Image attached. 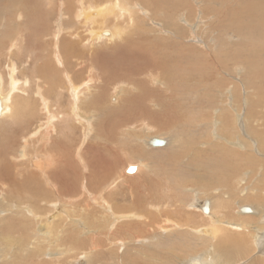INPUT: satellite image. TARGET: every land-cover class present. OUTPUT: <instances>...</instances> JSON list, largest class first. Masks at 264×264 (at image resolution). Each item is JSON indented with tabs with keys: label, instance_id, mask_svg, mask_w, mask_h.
Wrapping results in <instances>:
<instances>
[{
	"label": "rangeland",
	"instance_id": "1",
	"mask_svg": "<svg viewBox=\"0 0 264 264\" xmlns=\"http://www.w3.org/2000/svg\"><path fill=\"white\" fill-rule=\"evenodd\" d=\"M19 1L20 0H18V3ZM77 1L78 0H47V6L49 7H47L45 11L43 10L44 0H31L30 5L37 6V8H32L31 10H29L30 30H28L29 32H24L25 38L23 41L24 43L27 40V45L23 44L22 50L24 51L25 49V51L21 56L22 59L20 58L14 60L13 58V60L15 63L17 62L16 64L20 68V71L23 73V76L22 74H19V78L21 79L24 78V76L25 78L30 79H34L35 76H46L45 81H48V83L50 84H43V88H45V90L53 88V91L50 93V95L48 94L47 96L48 98L50 97L49 101H51V106L53 107H56L55 103H57V100H59V104L65 107V109H67L68 104L71 102L72 99V90L69 88L70 86L68 85L69 81L72 82V84L74 82V86H76L86 81L89 75L94 76L95 79L101 78L102 83L100 80L98 81L99 83H101V86H103V89L105 91L103 93H100V99L96 98L97 92L95 91L98 90L96 88L92 89L91 92L85 93V96L82 99L101 100L99 104L100 107H98L97 110L94 109L93 113H86L83 110V112L81 111V113H83L84 115L87 114L86 116H90L93 126L95 127V132L92 134L93 136L90 135L88 136V138L86 136L88 135L86 132L87 130L85 131L83 127L74 129L73 132L71 134H68L67 136H63L60 133H57L56 135L51 136L52 139H49L53 141L52 145L50 143L45 144L46 141L44 142L43 138L40 137V140L37 141L36 139L35 141H32L30 143V146H32H29L27 148L29 160H19L21 159V155L19 154H21L23 138L26 137L32 131V129L35 130L37 126L42 123V121H45L46 116L44 117V115L41 114V102L39 103L36 100L38 99V95L36 93L37 86H35L36 82L32 83V89L28 91L29 96L31 95L30 97L35 96L31 98L33 102L31 100H15L17 105V111L14 115L15 122L9 121L10 124L7 123L5 129H0V204H4V206H6L9 203L15 206H17L16 204L23 206V212L26 213H24L25 215L28 214L26 216L28 220H26V224H23L22 226L18 225L19 228L17 224L12 221L5 222L4 224L0 225V252H5L6 255L4 258L6 260L3 261V259L2 261H0V264H167V259H163L162 255L169 251H173V259H171L173 264H187L191 260L194 261L197 258L201 259L203 256H208V253L213 251V249L211 248L212 244H216H214L212 240L209 241V243H211L209 244L208 238H206L207 241L204 240L205 237H208L206 234H204L205 237H200L199 233L195 235L194 232L192 233V231L186 229L173 231V229H171L173 227L169 225L167 227L170 228V230H172L173 232L171 231L169 233H165L162 232L155 225L160 223L159 220L163 221L167 217L171 218L172 221H177V223L179 222L180 225L189 223V226L198 227L200 225H203L206 221L208 222V224L210 223L209 225H211L212 219L204 217L205 214L203 211V207L208 205L210 209V198H219L220 200H224L221 192L222 188H224L223 190H225V192H227L228 194L230 193V200L227 201L228 203L227 205L225 204L226 206L224 207V209H221L222 211H220L222 213H226V215L224 214V216L226 217V221L231 219L235 223H249V214L243 213L241 209L244 207H253V205L260 201H262V203L264 202V53L262 52V54H259V51L256 46L257 32H259V28L261 30H264V22L259 23V16L261 15H259V11L261 9V5L259 3L263 0H211L212 2L214 1L218 3H215V5L213 3H209V0H130L133 4H135V6H137V9L139 6L142 8L141 9L139 7L138 10L143 11L142 13L144 15L148 16V13L146 12V10H144L145 6L154 8V11L158 16L157 19H153L156 24L151 21L153 22L152 26L154 27L151 28L150 23H148L147 25L143 24L137 29H133L130 33H125L122 39H116L115 41L108 43H95V46L93 45L94 47L87 46V49H84L86 48V46L84 47L83 45H87L88 42L86 38V44L79 43L78 46H76L78 47V49H76L75 54L67 55L65 53L66 61L69 66L67 68L70 69H67L68 72L66 71L65 75V70H63V68L59 67L56 69V66L54 65L51 59V55L54 49L57 51V48H60L61 39L63 40L64 38L67 41L69 39L73 42L78 41V39H74L75 35L73 37L69 36L71 35L69 34L70 32L77 31L81 33V37L83 39L87 37L88 33L85 31L86 28L77 23L78 21L74 18L73 19L76 22L73 24H75V26L78 27L79 30L73 28V31H71L69 25H72L73 20L70 21L72 17L68 18L69 20L67 19L70 22L66 24L64 28L65 30H63V34L61 33L60 35L56 36V30L58 31L60 24L63 23V21H61V18L64 16H62L63 11H65L67 14L69 13V11H74L76 3H78ZM85 1L91 2V0ZM107 1L110 0H92L91 3L96 2L97 4H101ZM27 2H29V0ZM23 3L26 4V2L24 1ZM3 5L5 4L0 0V10L3 9ZM197 5L200 6L197 7ZM65 8H67L69 11H66ZM59 9L62 10L59 11ZM168 10L169 12H167ZM162 13H165L166 15L164 16V14ZM71 14L72 12L69 13V15ZM211 15L213 19L211 18ZM147 16H145L146 20L150 19V17ZM165 19L170 20L172 25L169 27H162L163 20ZM204 19L208 20L205 21ZM188 20L189 23H187ZM200 20H204L202 24L199 23ZM52 22L55 25H53ZM56 22H58L59 24ZM175 25H177V27H175ZM192 25L194 27H192ZM235 28H238L240 31L236 32ZM243 29L247 32V35H244L242 33L241 30ZM189 33H191L192 36ZM30 37L31 40H28L30 39ZM50 37L52 39H50ZM58 37L60 39H58ZM190 37L193 38L191 39ZM33 38L36 41L33 40ZM214 39L216 41H212ZM2 41H0V71L6 74V66L9 60L6 57L5 52L6 47L9 45L7 44L9 43V41ZM39 41H41V43ZM262 42L264 43V40H262ZM44 43L46 44L45 48ZM40 44L41 46L43 44V46L41 47ZM37 46L39 48H37ZM223 49L226 50L224 51ZM238 50L243 53V56L235 57ZM228 52L233 56L231 59L227 58L226 56ZM57 53L58 55H61L59 51H57ZM29 56H31V58ZM45 57L47 59V62ZM70 60H72L73 62H70ZM41 62L44 63V65ZM45 62L47 63V65ZM35 64L38 67L40 66L44 69L45 67L47 68L44 70L39 67L40 69L36 71L33 69V67L36 66ZM122 65L124 66L122 67ZM237 67L238 69H235ZM33 70L36 72H34ZM74 70L76 71V73L74 72ZM157 72H160L159 79H161L162 82H151L149 76L151 74L157 75ZM71 76L74 79L72 78L71 80ZM161 84H163L164 87ZM114 87H119L118 89H121L122 95L119 91L115 92L116 89H114ZM123 89L125 91H123ZM237 89L240 92L237 91L236 93ZM210 90L212 94L211 92H207ZM126 93H128V95L130 96L127 99L131 100V103H129L130 105L126 103L125 104L126 106L129 105L131 110L128 112L121 111L119 115H116L115 111H117L118 107L122 106L124 101L121 102V100H123V95H125ZM233 95H236V97ZM226 100H230L229 103ZM26 102H29L28 104L31 108H25L28 105L26 104ZM152 103H155V105H153ZM143 105L146 108L145 110L148 112V116H143V114H140V110L142 109ZM258 106H260V108ZM94 107L96 108V106ZM237 107L240 109H237ZM228 108H230V110H228ZM135 111H139L138 114H140V116L138 115L136 117L131 118V113ZM31 112H34L35 114ZM238 112L239 114L237 115ZM191 113L193 115L196 113V115H194L195 118H193V116L190 117V115H192ZM30 115L35 117V119L32 118ZM127 115H129V117L125 121H123L122 124L125 123L124 125H126L127 123H131L132 126L134 125L132 128H135V130L130 131L131 135H129L128 137L124 136V139L119 134L118 130L112 129L114 126H120V118L122 117L123 119H125V116ZM205 115H209L207 117H210L211 120L208 118L207 120L209 121H207L206 119L202 120V117L206 118ZM229 115H231V117ZM223 117H229L231 125L233 126L234 124L235 128L232 131L234 133L232 141L228 140L222 142L216 139L221 138L222 135L219 133L216 134V129L219 125H216L215 119L219 120L223 119ZM199 118H202L201 120L203 122H201V120L198 121ZM31 119H33L34 121ZM195 120L196 123H194ZM204 121H206V123H204ZM142 122L143 125L146 123L151 124L153 127L156 128V132H143L140 129L142 128ZM187 122H191L190 126L187 125ZM195 124L197 126L199 125L200 128L199 126L197 127ZM193 125H195L196 127H193ZM207 125L209 126L207 127ZM182 126L188 127L181 128ZM137 127H140V130ZM207 128L210 130V132ZM58 129H60L61 131L63 130L62 126H59ZM173 130V133L175 134L171 136V140L174 135H177V131L180 130V142L183 144L182 147H188V145H185L186 142V144L190 145L188 150L191 151L196 149L195 152L198 153L197 155L199 157H202V159L193 160L192 162L191 158L189 157V159L185 161L182 159V163L180 162L178 166H173L170 161L171 157L173 156V152L171 151L168 145L170 143V132ZM114 131L117 133L115 134ZM186 131H188V133ZM159 133L163 134V136L161 137H165V141L166 143H168L163 148H147V141H145L144 143L141 142L149 139V137L152 138V135ZM203 137L207 140V142H205L206 140ZM212 137L214 138V140L212 139ZM226 137L228 136L226 135ZM86 139L88 141H86ZM191 140H193L194 142H192ZM190 143H192L193 146ZM208 146L210 149L208 148ZM215 146H217L218 148H215ZM44 148L47 149L45 150ZM79 148H82L80 150V155L84 157V164L87 168V170L84 171L82 168L79 167V162L75 160V156ZM4 151H6V153H4ZM40 151L42 153L47 152L51 154L53 152V155L56 160V165L52 168V170L54 169L52 175L53 173L59 174V176H54V182H57L58 190L53 191L52 188L47 187L45 194L41 196L42 198H34L29 194V188L21 184L24 179V176L22 174H17L16 171L21 170L23 165L24 168H28L27 170H24L27 172L26 175L31 172H34L30 164L31 162L29 163V161H31L30 159H35L37 157V154L40 153ZM17 152L20 153L18 154ZM205 153L206 156L204 157L203 155H205ZM12 155L13 158H10V156ZM17 156L18 158H16ZM67 158L68 160L70 159V161H68ZM141 158L145 159V161L143 162L145 165L148 166V168H143L144 172L142 174H139L137 168L141 164H133L134 167L137 166V170L134 172L135 174H128L127 170L133 166L128 165L130 162H132L131 160H139ZM4 164H6L7 166H12L10 171L5 169V167L3 166ZM26 165H28L29 167H27ZM30 168L32 169V171ZM60 168L62 170H57ZM36 172L42 178L41 173H39L37 170ZM61 172H64L62 173V176ZM108 172H110V174ZM85 173L91 174V177L94 178V181H96L97 179H101V181L103 180V182L105 183H107V181L109 182V180L110 182L115 181V184H117L115 187L116 195H112V198H110L111 201L115 203V206H118L120 204L118 207L123 209L124 207H126L124 205H127V209L131 206L129 208L131 210L135 209L139 213H143L145 215L149 214L148 216L150 219V223L148 224V226H135V231L130 234H127L126 230H121L116 235V239H123V241L126 242L124 246L121 244L116 246L112 243V241H116H114L113 234L112 237L110 236L111 232L108 234V229H105L107 228V225L105 222H103V220H99L97 224L94 218H92V216H89L88 213H91L93 211L91 209L93 208L91 207V203L90 208L87 209L88 205L84 203V199L82 201L74 203L73 205L71 203L74 200H72L71 202L69 201L70 198L79 196V185L82 176L83 174L85 176ZM3 174H5L6 176ZM122 175H124L125 178L122 179ZM9 176L11 178H9ZM240 177L241 180L243 179L242 181L240 180ZM15 178H17L18 180ZM235 180H240L241 183L238 182L240 186L238 183H235ZM246 180L248 182H246ZM68 181L75 183L74 188L68 187ZM3 183L7 184L8 186L6 190L3 188ZM245 184L247 185L244 188L243 186H245ZM252 186L254 188H252ZM187 189L194 190L187 191ZM216 190H220V193L217 192L218 194H215L214 192ZM252 191L258 192L257 194H254V192ZM2 192L3 194H6V198L3 197V195L1 194ZM191 193L193 194V196L191 195ZM201 193L204 194V196H200L202 195ZM246 196L251 197V201L245 200L246 198L244 197ZM4 198L7 200H5ZM196 198H198L199 200L193 203L192 201ZM253 198H255V200ZM56 199H60L64 202L67 201L68 203L70 202L71 206L69 204L66 205L68 209L71 208L70 210H73L76 207L75 212L77 214L80 212L79 214L81 216L79 214L75 215V212L72 211H70L69 214L72 215V217L73 215L79 216L84 221H86L88 230L85 229L83 231L82 228L79 229L83 232L89 233L82 234V238L84 239V245L75 246L74 244H71L73 247H76L74 249H77L79 257L76 256V259L74 257L73 259H71L70 256H66V258L63 259V262L59 261L58 256L56 255L58 249L56 247L55 242L50 241L52 237L49 236L44 227L42 228L41 226H36L38 225V222H40L41 224V221H37L36 218L33 219L30 215L31 210H36L37 208V210L40 211L41 214L51 213V209L48 208L46 210V205H44L43 203ZM201 202L202 212L200 210H193V208L191 209L189 207L190 203L198 207ZM78 203H80L81 205H78ZM238 204L240 206H243L239 207ZM260 208H262V210L260 209L261 211H264V203L263 206H261ZM59 211H64L63 207H61ZM243 214L246 215L244 216ZM252 216L254 217L250 223H252L253 226L256 225L255 227H257V224H259L258 222L260 220L254 214ZM22 219L24 218L22 217ZM46 219H51V216L47 217ZM152 219H158V223H156L157 221L154 222ZM215 220L216 218L214 217L213 221ZM245 220H247V222H242ZM42 225L44 226V224ZM60 226H57V230L60 228ZM91 229L94 231L96 230L95 232L99 234L97 235L98 237L96 236V233ZM254 229L255 228L253 227L250 232L248 230H244L245 232H237L238 234H244L242 237H245L246 239L248 238L247 241L249 244V251L254 248H257L256 244L253 245L251 239L253 238L252 232ZM97 230L100 231L98 232ZM101 233L104 234V236H102ZM237 233L232 232L230 233V236L232 237L233 234L236 235ZM184 235L187 236L185 239ZM109 237H111V239L107 240V238ZM143 238L146 241L138 242L139 240H143ZM32 239H35V248H33L30 244ZM179 239L184 242V245L183 242H180ZM168 240L173 241H171V244H169V242H167ZM224 241L226 242L227 240L222 239L221 241H219L222 244L219 245L225 246L224 244L226 243ZM187 242L189 245L187 244ZM226 245L229 244L227 243ZM263 246L264 242L262 247ZM31 248H33L34 251ZM181 250L184 251L180 252ZM255 250L256 251L254 253L251 252V257L263 254L262 249ZM259 251H261V254ZM85 254L87 255V257ZM13 256L15 257L13 258ZM27 256H29V258H26ZM88 260L89 263L86 262ZM241 260L236 262V264H239ZM249 260L250 259L246 260V263ZM208 261H210L209 258ZM241 262H243V260Z\"/></svg>",
	"mask_w": 264,
	"mask_h": 264
},
{
	"label": "bare ground",
	"instance_id": "2",
	"mask_svg": "<svg viewBox=\"0 0 264 264\" xmlns=\"http://www.w3.org/2000/svg\"><path fill=\"white\" fill-rule=\"evenodd\" d=\"M23 1L24 2H26V4H24L23 3ZM28 0H20L19 1V3H18V0H1V2H3L5 5H3V9L2 10H0V41H2V40H4L5 42L6 41H9V43H7V44H9L7 47H6V57H7V59L9 60V62H8V64H7V66H6V74L5 73H2L1 71H0V103H1V106H2V113H1V115H0V129L2 128V129H5V126H6V124L7 123H9L10 124V122H13L14 121V115H15V113H16V111H17V105H16V101L15 100H17V99H21V100H31V98L32 97H35V96H32V97H30L29 96V94H28V91L30 90V89H32L31 88V86H32V83L33 82H36V85L35 86H37V89H36V93H37V95H38V99H36L40 104H41V114L42 115H44V117L46 118L45 119V121H42V123H40V125L39 126H37V128L35 129V130H33L32 129V131L26 136V137H24L23 138V136H22V138H23V141H22V150H21V154H19L18 152V154L19 155H21V159H19V160H22V161H27V160H29L28 159V154H27V148L30 146V143L32 142V141H35L36 139H37V141L38 140H40L39 138L40 137H42L43 138V141L45 142V144H48V143H50L51 145L53 144V141L52 140H49V139H52V137L51 136H53V135H56L57 133H60L61 135H63V136H67L68 134H71L72 132H73V130L74 129H76V128H82L83 127V129L87 132V134L88 135H86L87 136V138H88V136H90V135H92L94 132H95V127L93 126V123H92V120H91V118H90V116H86V115H84L83 113H81V111L83 110V111H85L86 113H89V112H92L93 113V110L94 109H96L97 110V108L98 107H100L99 106V104H100V101L101 100H97V99H100V93H103L105 90L103 89V86H101V83H102V80H101V78H98V79H95L94 78V76H91V75H89L88 76V79L86 80V81H84L83 83H81L80 85L78 84V85H76V86H74V82H73V84H72V82H70L69 81V88L72 90L71 91V97H72V99H71V102L68 104V107H67V109H65V107H63V106H61L60 104H59V100H57V103H55L56 104V107H53V106H51V101H49V98L47 97L48 96V94L50 95V93L53 91V88H49V89H46L45 90V88H43V84H50V83H48V81H45L46 80V76L45 75H41V76H38V77H36L35 76V78L34 79H30V78H25V76H24V78H19V74H22V76H23V73L20 71V68L18 67V65L14 62V60L15 59H20L21 58V56L23 55V52L25 51V49H24V51L22 50L23 49V44L24 45H27L26 44V42H27V40H26V42H24L23 43V41H24V38H25V36H24V32L26 31V32H29L28 30H30V26H29V16H30V13H29V10H31L32 8H37V6H32V5H30V1L31 0H29V2H27ZM90 1V0H89ZM102 1V0H101ZM158 1V0H157ZM50 2V1H49ZM52 2V1H51ZM64 2V1H63ZM62 2V3H63ZM68 2V1H67ZM66 2V3H67ZM78 3H76V7H75V9H74V11L72 10V11H69L67 8H65L66 9V11H69V13H71L72 12V14L71 15H69V13L67 14L65 11H63V13H62V18H61V21H63V23L62 24H60V26H59V28H58V31L56 30V36H58V35H60L61 33L63 34V30H65L64 28H65V26H66V24L67 23H69L71 20H73L72 21V25H69V27H70V29H71V31H73V28H76V30L78 29L79 30V28L78 27H76L75 26V24H73V23H75L76 21L75 20H77L78 22L77 23H79L80 25H82L83 27H85L86 28V32L88 33L87 34V37H85L84 35V39L81 37V33H79V32H77V31H73V32H70L69 34H71V35H69L70 37H73L74 35V39H78V41L77 42H73V41H71V40H69L68 39V41L66 40V39H64L63 38V40L61 39L60 40V48H57V51H59L60 52V54L61 55H58V53H57V51L54 49V51H53V53H52V57H51V59H52V61H53V63H54V65L56 66V69L57 68H63V70H65L64 71V73L67 71V67H69L68 66V64H67V61H66V55H65V53L67 54V55H71V54H75V52H76V49H78V47H76V46H78V44L79 43H85V41H86V38H87V40H88V42H87V45H83L84 47L86 46V48H84V49H87V46H92V47H94L95 45V43H108V42H113V41H115L116 39H122L123 37H124V34L125 33H130L133 29H137L138 27H140L141 25H147L148 23H150V26H151V28H153L154 26H152L153 25V22H154V20L153 19H157V14L155 13V11H154V8H150V7H148V6H145L144 7V10H146V12L148 13V16L147 15H144L142 12L143 11H139L138 9H139V7H138V9L136 8L137 6H135V4H133L132 3V1H130V0H110V1H107V2H105V3H101V4H97L96 2L95 3H91L92 2V0H91V2H86L85 0H78L77 1ZM234 2V1H233ZM238 2V1H237ZM71 3V2H70ZM195 3V2H194ZM209 3H213L214 5H215V3H217V2H212L211 0H209ZM236 3V2H235ZM39 4H41V3H39ZM38 4V5H39ZM50 4V3H49ZM73 4V3H72ZM200 4V3H199ZM218 4V3H217ZM260 5H261V9H260V11H259V20H260V22L259 23H261V22H264V8H263V6H264V0L263 1H261L260 3H259ZM37 5V4H36ZM43 5V4H42ZM63 5V4H62ZM67 5H69V4H67ZM204 5V4H203ZM40 6V5H39ZM38 6V7H39ZM200 6V5H199ZM198 5H197V7H199ZM41 7V6H40ZM39 7V8H40ZM44 8H43V10H45L46 11V9H47V7H49V6H47V0H44V6H43ZM52 7V6H51ZM61 7V6H60ZM66 7V6H65ZM190 7V6H189ZM232 7V6H231ZM71 8H72V6H71ZM141 8V7H140ZM142 9V8H141ZM243 9V8H242ZM53 10V9H52ZM60 10H62V9H59V11ZM244 10H245V8H244ZM167 12H169V10L167 11ZM48 13V12H47ZM57 13H58V11H57ZM56 13V14H57ZM183 13V12H182ZM186 13V12H185ZM54 14V13H53ZM162 14H164V16L166 15L165 13H162ZM159 15V14H158ZM198 15V14H197ZM145 16H147V17H150V19H148V20H146V17ZM200 16H201V13H200ZM72 17V19H70V21H68L69 19L68 18H71ZM75 20H74V19ZM201 18V17H200ZM209 18V17H208ZM211 18H212V15H211ZM216 18V17H215ZM68 19V20H67ZM213 19V18H212ZM42 20V19H41ZM67 20V21H66ZM150 20V21H149ZM186 20V19H185ZM205 20V19H204ZM203 20V21H204ZM208 19H206L205 21H207ZM214 20H216V19H214ZM53 21V20H52ZM151 21H153V22H151ZM184 21V20H183ZM203 21H199V23H201L202 24V22ZM179 22V21H178ZM56 23H58V22H56ZM155 23V22H154ZM183 23V22H182ZM187 23H189V20H188V22ZM205 23V22H204ZM52 24H53V22H52ZM59 24V23H58ZM57 24V25H58ZM156 24V23H155ZM48 25V24H47ZM50 25V24H49ZM53 25H55V24H53ZM172 25V23H171V21L170 20H167V19H165V20H163V24H162V27L163 26H167V27H169V26H171ZM179 25V24H178ZM182 25V24H181ZM188 25V24H187ZM194 25V24H193ZM192 25V27H194ZM41 26V25H40ZM43 26V25H42ZM149 26V27H150ZM174 26V25H173ZM57 27V26H56ZM143 27V26H142ZM175 27H177V25H175ZM197 27V26H196ZM201 27H202V25H201ZM205 27V26H204ZM203 27V28H204ZM194 29V28H193ZM197 29V28H196ZM236 29V32H239L240 30L238 29V28H235ZM69 30V29H68ZM195 30V29H194ZM152 31V30H151ZM197 31V30H196ZM203 31V30H202ZM242 31V33L244 34V35H247V32L243 29V30H241ZM163 32V31H162ZM223 32V31H222ZM31 33V32H30ZM106 33H110L109 35H107ZM169 33H171V32H169ZM29 34V33H28ZM86 34V33H85ZM152 34V33H151ZM157 34V33H156ZM162 34V33H161ZM173 34V33H172ZM175 34V33H174ZM189 34H191V33H189ZM196 34V33H195ZM225 34V33H224ZM67 35V34H66ZM187 35V34H186ZM33 36V35H32ZM65 36V35H64ZM191 36H192V34H191ZM53 37V36H52ZM173 37V36H172ZM225 37V36H224ZM26 38H28V37H26ZM171 38V37H170ZM191 38V37H190ZM193 38V37H192ZM191 38V39H192ZM197 38V37H196ZM228 38V37H227ZM237 38V37H236ZM49 39V38H48ZM50 39H52L51 37H50ZM58 39H60L59 37H58ZM213 39V38H212ZM229 39V38H228ZM227 39V40H228ZM28 40H31V37H30V39H28ZM33 40H35L34 38H33ZM57 40V39H56ZM174 40V39H173ZM231 40V39H230ZM233 40V39H232ZM262 40H264V30H261L260 28H259V32H257V37H256V46H257V49H258V51H259V54H262V52L264 53V43L262 42ZM36 41V40H35ZM58 41V40H57ZM188 41V40H187ZM192 41V40H191ZM211 41V40H210ZM212 41H216L215 39L214 40H212ZM229 41V40H228ZM3 42V41H2ZM4 42V43H5ZM34 42V41H33ZM38 42V41H37ZM37 42H35V43H37ZM40 43H41V41H39ZM167 42V41H166ZM212 43V42H211ZM210 43V44H211ZM213 43H215V42H213ZM39 44V43H38ZM86 44V43H85ZM169 44V43H168ZM182 44V43H181ZM187 44V43H186ZM6 45V44H5ZM36 45V44H35ZM46 44L44 43V48L46 47L45 46ZM53 45V44H52ZM51 45V46H52ZM94 45V46H93ZM207 45V44H206ZM218 45V44H217ZM40 46H41V44H40ZM42 46H43V44H42ZM41 46V47H42ZM96 46H97V44H96ZM35 47V46H34ZM40 47V48H41ZM211 47V46H210ZM214 47V46H213ZM212 47V48H213ZM223 47V46H222ZM239 47V46H238ZM1 48V47H0ZM3 48V47H2ZM37 48H39L38 46H37ZM81 48V47H80ZM89 48V47H88ZM5 49V48H4ZM53 49V48H52ZM60 49V50H59ZM90 49V48H89ZM216 49V48H215ZM39 50V49H38ZM42 50H43V48H42ZM218 50V49H217ZM224 50V49H223ZM226 50V49H225ZM224 50V51H225ZM80 51V50H79ZM99 51V50H98ZM100 51H103V50H100ZM91 52V51H90ZM26 53V52H25ZM87 54V53H86ZM96 54V53H95ZM217 54V53H216ZM30 55V54H29ZM59 56H61V57H59ZM90 56V55H89ZM227 58H229V59H231L233 56L228 52L227 53ZM238 56H243V53L241 52V51H237V53H236V56L235 57H238ZM9 57V58H8ZM30 58H31V56H29ZM13 58H14V60H13ZM62 59V61H61V59ZM71 58H73V57H71ZM6 59V60H7ZM22 59V58H21ZM24 59V58H23ZM29 59V58H28ZM43 59V58H42ZM45 59H46V57H45ZM67 59H68V56H67ZM75 59V58H74ZM78 59V58H77ZM25 60V59H24ZM32 60V59H31ZM63 60H64V62H63ZM81 60V59H80ZM91 60H92V58H91ZM17 61V60H16ZM20 61V60H19ZM27 61V60H26ZM30 61V60H29ZM39 61V60H38ZM37 61V62H38ZM36 62V61H35ZM42 62H44V61H42ZM41 62V63H42ZM46 62H47V59H46ZM45 62V63H46ZM70 62H73L72 60H70ZM78 62V61H77ZM82 62V61H81ZM20 63V62H19ZM63 63H65V64H63ZM92 63V62H91ZM90 63V64H91ZM111 63V62H110ZM33 64V63H32ZM43 65H44V63H42ZM41 64V65H42ZM80 64V63H79ZM154 64V63H153ZM36 65V64H35ZM39 65V64H38ZM46 65H47V63H46ZM49 65V64H48ZM240 65V64H239ZM238 65V66H239ZM78 66V65H77ZM124 65H122V67H123ZM241 66V65H240ZM40 67V66H39ZM37 65L35 66V67H33V69L34 70H38V69H40ZM45 67V66H44ZM72 67H73V65H72ZM71 67V68H72ZM84 67V66H83ZM94 67V66H93ZM154 67V66H153ZM152 67V68H153ZM47 67H45V69H46ZM49 68V67H48ZM76 68V67H75ZM150 68V67H149ZM241 68V67H240ZM41 69H44V68H41ZM44 69V70H45ZM235 69H238V67L237 68H235ZM33 70V71H34ZM62 70V71H63ZM68 70H70V69H68ZM87 70V69H86ZM92 70H94V69H92ZM173 70V69H172ZM243 70V69H242ZM241 70V71H242ZM26 71V70H25ZM32 71V72H33ZM36 71H34V72H36ZM41 71H43V70H41ZM78 71V70H77ZM80 71H82V70H80ZM126 71H127V69H126ZM158 71V70H157ZM24 72V71H23ZM40 72V71H39ZM68 72V71H67ZM74 72L76 73V71L74 70ZM84 72V71H83ZM244 72V71H243ZM25 73V72H24ZM38 73V72H37ZM44 73V72H43ZM158 73V72H157ZM160 73V72H159ZM159 73L157 74V75H155V74H151L150 76H149V79L151 80V82H162V80L161 79H159ZM36 74V73H35ZM45 74V73H44ZM85 74V73H84ZM104 74V73H103ZM150 74V73H149ZM38 75V74H37ZM65 75H66V73H65ZM227 75V74H226ZM64 76V75H63ZM144 76V75H143ZM146 76V75H145ZM231 77V76H230ZM53 78V77H52ZM72 76H71V80H72ZM160 78H161V76H160ZM252 78V77H251ZM74 79V78H73ZM66 80V79H65ZM98 80H100L101 81V83H99V81ZM120 80V79H119ZM248 80V79H247ZM73 81H75V80H73ZM118 81V80H117ZM80 82V81H79ZM125 82V81H124ZM53 83V82H52ZM59 83V82H58ZM68 83V82H67ZM78 83V82H77ZM125 85V84H124ZM161 85H163V84H161ZM34 86V87H35ZM49 87H50V85H49ZM121 87V86H120ZM123 87V86H122ZM163 87H164V85H163ZM166 87V86H165ZM228 87V86H227ZM94 88H96V89H98L97 91H95V92H97L96 93V98L97 99H92V100H82L83 99V97L85 96V93H88V92H91L92 91V89H94ZM119 88V87H118ZM117 87L115 88L114 87V89H116L115 90V92H121V89H118ZM237 88V87H236ZM241 88V87H240ZM55 89V88H54ZM134 89V88H133ZM133 89H131V90H133ZM136 89V88H135ZM219 89V88H218ZM222 90V89H221ZM32 91V90H31ZM61 91V90H60ZM66 91H67V88H66ZM123 91H125L124 89H123ZM201 91V90H200ZM213 91V90H212ZM235 91V90H234ZM237 91H239L238 89L236 90V93H237ZM261 91V90H260ZM62 92V91H61ZM186 92V91H185ZM207 92H211V90L210 91H207ZM217 92H218V90H217ZM240 92V91H239ZM235 93V92H234ZM121 95H122V92L120 93ZM211 94H212V92H211ZM210 94V95H211ZM124 96V98H123V100H121V102H123V104H122V106L121 107H118L117 108V111H115V114L116 115H119V113L121 112V111H126V112H128V111H130L131 109H130V107H129V103H131V100H129V99H127L128 97H130L129 95H128V93H126L125 95H123ZM203 96V95H202ZM229 96H230V94H229ZM233 96H235L236 97V95H233ZM256 96V95H255ZM67 97V96H66ZM121 97V96H120ZM205 97V96H204ZM227 97V96H226ZM252 97V96H251ZM257 97V96H256ZM194 98V97H193ZM218 98V97H217ZM238 98V97H237ZM249 98V97H248ZM118 99H119V97H118ZM222 99V98H221ZM51 100V99H50ZM220 100V99H219ZM232 100V99H231ZM32 101V100H31ZM70 101V100H69ZM117 101V100H116ZM228 103H229V101L228 100H226ZM225 101V102H226ZM254 101V100H253ZM33 102V101H32ZM36 102V101H35ZM53 102V101H52ZM118 102H119V100H118ZM239 102V101H238ZM29 103V102H28ZM27 102H26V104H28ZM31 103V102H30ZM61 103V102H60ZM129 104V105H127L126 106V104ZM151 103V102H150ZM232 103H234V102H232ZM235 103H236V100H235ZM255 103V102H254ZM257 103V102H256ZM262 103V102H261ZM33 104V103H32ZM36 104H38V103H36ZM153 104V103H152ZM195 104V103H194ZM206 104V103H205ZM223 104V103H222ZM226 104V103H225ZM231 104V103H230ZM229 104V105H230ZM251 104V103H250ZM53 105V104H52ZM151 105V104H150ZM153 105H155V103L153 104ZM189 105V104H188ZM234 105H236V104H234ZM233 105V106H234ZM238 105V104H237ZM263 105V104H262ZM94 106H96V108L94 107ZM200 106V105H199ZM231 106V105H230ZM252 106V105H251ZM229 107V106H228ZM249 107V106H248ZM259 108H260V106H258ZM257 107V108H258ZM25 108H31L30 107V105L28 104ZM159 108V107H158ZM234 108V107H233ZM253 108V107H252ZM146 108H145V106L143 105L142 106V109L140 110V114H143V116H148V112L145 110ZM207 109V108H206ZM206 109H205V111H206ZM220 109V108H219ZM224 109V108H223ZM227 109V108H226ZM236 109V108H235ZM237 109H240V108H238L237 107ZM255 109V108H254ZM27 110V109H26ZM25 110V111H26ZM66 110V111H65ZM80 110V111H79ZM190 110V109H189ZM208 110V109H207ZM211 110V109H210ZM228 110H230V108H228ZM232 110V109H231ZM244 110V109H243ZM246 110V109H245ZM253 110V109H252ZM29 111H31V110H29ZM82 111V112H83ZM191 111V110H190ZM204 111V112H205ZM224 111V110H223ZM22 112V111H21ZM138 112L139 111H135V112H133V113H131V118L132 117H136V116H140V114H138ZM187 112H188V110H187ZM186 112V113H187ZM193 112H194V110H193ZM196 112V111H195ZM203 112V113H204ZM26 113V112H25ZM31 113H33V114H35L34 112H31ZM30 113V114H31ZM40 113V112H39ZM197 113V112H196ZM196 113L194 114V115H196ZM236 113V112H235ZM255 113V112H254ZM253 113V114H254ZM32 114V115H33ZM96 114V113H95ZM192 114V113H191ZM207 114H209V113H207ZM226 114V113H225ZM239 114V112L237 113V115ZM242 114V113H241ZM246 114V113H245ZM248 114V113H247ZM252 114V115H253ZM32 115H30L32 118H34L35 119V117H33ZM41 115V116H42ZM94 115V114H93ZM92 115V116H93ZM104 115V114H103ZM106 115V114H105ZM194 115L192 114V115H190V117L191 116H193V118H195L194 117ZM199 115V114H198ZM197 115V116H198ZM235 115V114H234ZM249 115H250V113H249ZM263 115V114H262ZM36 116H38V115H36ZM40 116V117H41ZM186 116V115H185ZM203 116V115H202ZM206 116V115H205ZM207 116H209V115H207ZM206 116V118H204V117H202L201 119L202 120H204V119H206L207 120V118L208 119H210V117H207ZM230 117H231V115H229ZM243 116H244V114H243ZM129 117V115H127V116H125V119H123L122 117L120 118V120H119V122H120V126H114L113 127V129L112 130H118V132H119V134L124 138V136H126V137H128L129 135H131L130 134V131H132V130H135V128H132L133 126L131 125V123H127L126 125H124V124H122L123 123V121H125L127 118ZM239 117V116H238ZM257 117V116H256ZM39 118V117H38ZM42 118V117H41ZM101 118V117H100ZM118 118V117H117ZM218 118V117H217ZM233 118V117H232ZM244 118H245V116H244ZM44 119V118H43ZM94 119V118H93ZM187 119V118H186ZM185 119V120H186ZM198 119V118H197ZM200 118H199V120L198 121H200L201 120ZM31 120H33V119H31ZM42 120V119H41ZM95 120V119H94ZM201 120V122H203ZM211 120V119H210ZM10 121V122H9ZM24 121V120H23ZM34 121V120H33ZM142 121V120H141ZM207 121H209V120H207ZM215 123H216V125L218 126L217 127V129H216V134L217 133H219V134H221L222 135V137L221 138H216L217 140H220V141H222V142H224V141H228V140H230V141H232L233 140V129L235 128L234 127V124H233V126L231 125V121H230V118L229 117H226V118H224L223 117V119H215ZM256 121V120H255ZM15 122V121H14ZM41 122V121H40ZM144 122V121H143ZM143 122H142V124L141 123H139V124H141L142 125V128H140L143 132H145V131H147L148 133H154V132H156V128L155 127H153L151 124H147L146 122V124H144L143 125ZM192 122V121H191ZM191 122H187V125L188 126H190V124H191ZM227 122V123H226ZM184 123H185V121H184ZM194 123H196V120H195V122ZM204 123H206V121H204ZM234 123V122H233ZM12 124V123H11ZM37 124V123H36ZM199 124V123H198ZM208 124V123H207ZM32 125V124H31ZM196 125V124H195ZM195 125H193V127L195 126ZM201 125V124H200ZM203 125V124H202ZM223 125V126H222ZM59 126H62V128H63V130L61 131L60 129H58V127ZM140 126V125H139ZM187 126V127H188ZM197 126V125H196ZM195 126V127H196ZM199 126V125H198ZM197 126V127H198ZM206 126V125H205ZM209 125H207V127H208ZM35 127H36V125H35ZM34 127V128H35ZM187 127H184V126H182L181 128H187ZM97 128V127H96ZM138 128V127H137ZM138 128V129H139ZM199 128H200V126H199ZM245 128V127H244ZM29 129V128H28ZM139 129V130H140ZM178 129V128H177ZM208 129V128H207ZM212 129V128H211ZM31 130V129H30ZM188 130V129H187ZM209 130V129H208ZM136 132V131H135ZM147 132H146V134H147ZM174 132V130L173 131H171L170 133V143L168 144L169 145V148L171 149V151L173 152L172 153V157H171V164L173 165V166H178L179 165V163L181 162V161H185V160H188L189 159V157L191 158V161L193 162V160H199V159H202V157H199L197 154L198 153H196L195 152V150H191V151H189L188 149H189V144H186V142H185V145H188V147H182L183 146V144L180 142V139H181V137H180V130H178L177 131V135L175 136H173L172 137V140H171V136L173 135V134H175V133H173ZM187 133H188V131H186ZM192 132V131H191ZM209 132H210V130H209ZM85 133V132H84ZM114 133L116 134L117 132H115L114 131ZM45 135V136H43V135ZM132 134H133V132H132ZM136 134V133H135ZM138 134H139V132H138ZM97 135V134H96ZM226 135L228 136V137H226ZM236 135V134H235ZM93 136V135H92ZM98 136H99V134H98ZM134 136V135H133ZM136 136V135H135ZM161 136H163V134L162 133H159V134H155V135H152V138H150L149 137V139H147V140H144V141H141L142 143H144L145 141H147V148L148 147H151V148H160V147H154L152 144H151V141L154 139V138H157V139H161L162 138V140H166L165 139V137H161ZM218 136V135H217ZM109 137V136H108ZM119 137V136H118ZM195 137H197V136H195ZM3 138V137H2ZM21 138V139H22ZM137 138V137H136ZM140 138V137H139ZM146 138V137H145ZM144 138V139H145ZM204 138V137H203ZM230 138V139H229ZM232 138V139H231ZM83 139V138H82ZM116 139V138H115ZM125 139V138H124ZM138 139V138H137ZM142 139V138H141ZM196 139V138H195ZM205 139V138H204ZM212 139L214 140V138L212 137ZM143 140V139H142ZM168 140V139H167ZM194 140V139H193ZM193 140H191L192 142H194ZM199 140V139H198ZM206 140V139H205ZM239 140V139H238ZM3 141V140H2ZM50 141V142H49ZM86 141H88L87 139H86ZM138 141V140H137ZM204 141V140H203ZM240 141V140H239ZM132 142H134V141H132ZM198 142H201V141H198ZM205 142H207V140L205 141ZM245 142V141H244ZM204 143V142H203ZM239 143V142H238ZM241 143H243V142H241ZM190 144H192V143H190ZM200 144V143H199ZM198 144V145H199ZM205 144H207V143H205ZM209 144V143H208ZM214 144V143H213ZM39 145V144H38ZM196 145V144H195ZM194 145V146H195ZM227 145V144H226ZM19 146H20V143H19ZM32 146V145H31ZM30 146V147H31ZM136 146H137V144H136ZM142 146V145H141ZM166 146V145H165ZM192 146H193V144H192ZM242 146V145H241ZM77 147V146H76ZM135 147V146H134ZM231 147V146H230ZM40 148V147H39ZM163 148V147H162ZM208 148H209V146H208ZM215 148H218L217 146H215ZM5 149V148H4ZM3 149V150H4ZM13 149H15V148H13ZM45 149V148H44ZM47 149V148H46ZM45 149V150H46ZM82 148H79L78 150H77V153H76V156H75V160H77L78 162H79V167L80 168H82L83 169V171L84 170H87V168H86V166H85V160H84V157L82 156V155H80V150H81ZM133 149V148H132ZM142 149V148H141ZM194 149V148H193ZM210 149V148H209ZM17 150V149H16ZM151 150V149H150ZM11 151H12V149H11ZM52 151V150H51ZM83 151V150H82ZM142 151V150H141ZM198 151V150H197ZM204 151V150H203ZM9 152H10V150H9ZM47 152H48V150H47ZM42 153L41 151H40V153H38L37 154V157L35 158V159H30L31 161H29V163L31 164V167L33 168V170H34V172H31V173H29L28 175H26V171H24V170H27L28 168H24L23 167V165H22V168H21V170H17L16 172H17V174H19V175H23L24 176V179H23V181L21 182V184L24 186L25 185V187H27V188H29V194L31 195V196H33L34 198L35 197H41L43 194H45V192H46V188L48 187V188H52V190L53 191H57L58 190V186H57V182L55 181L54 182V176H59V174H54L53 173V175H52V172H53V170H52V168L53 167H55V165H56V160H55V157H54V155H53V152H52V154L51 153ZM200 152H202V151H200ZM199 152V153H200ZM215 152V151H214ZM4 153H6V151H4ZM13 153H16V152H13ZM69 153H71V152H69ZM213 153V152H212ZM11 154V153H10ZM56 154H57V152H56ZM144 154V153H143ZM214 154V153H213ZM18 155V156H19ZM31 155V154H30ZM69 155H71V154H69ZM145 155H146V153H145ZM18 156L16 157V158H18ZM143 156V155H142ZM202 156V155H201ZM204 157L206 156V153H205V155H203ZM13 158V155L12 156H10V158ZM57 157V156H56ZM60 157V156H59ZM58 157V158H59ZM68 157V156H67ZM70 157V156H69ZM2 158V157H1ZM72 158H74V157H72ZM71 158V159H72ZM184 158H186V159H184ZM183 159V160H182ZM205 159H207V158H205ZM205 159H204V161H205ZM210 159H211V157H210ZM13 160V159H12ZM15 160V159H14ZM67 160H68V158H67ZM66 160V161H67ZM74 160V161H75ZM113 160H116V159H113ZM118 160H119V158H118ZM169 160V159H168ZM1 161V160H0ZM18 161V160H17ZM68 161H70V159L68 160ZM93 161V160H92ZM91 161V162H92ZM132 162H130L128 165H133V164H136V165H138V163H140L141 165L137 168L138 169V171H139V174H142L143 172H144V170H143V168H148V166L147 165H145L144 164V162L143 161H145V159L144 158H141V159H139V160H131ZM137 161V162H136ZM169 161V162H170ZM65 162V161H64ZM199 162V161H198ZM67 163V162H66ZM90 163V162H89ZM182 163V162H181ZM201 163V162H200ZM1 164V163H0ZM3 164V163H2ZM18 164V163H17ZM20 164V163H19ZM26 164V163H25ZM29 164V165H30ZM58 164V163H57ZM78 164V163H77ZM191 164V163H190ZM16 165V164H15ZM67 165V164H66ZM72 165V164H71ZM97 165V164H96ZM114 165V164H113ZM127 165V166H128ZM153 165V164H152ZM195 165V164H194ZM4 167H5V169L6 170H8V171H10V169L12 168V166L11 165H6V164H4L3 165ZM27 167H29L28 165H26ZM65 166V165H64ZM101 166V165H100ZM112 166V165H111ZM69 167V166H68ZM78 167V166H77ZM132 167H134V165L132 166ZM137 166H135V168H136ZM19 168V167H18ZM71 168V167H70ZM76 168V167H75ZM20 169V168H19ZM31 169V168H30ZM73 169V168H72ZM94 169V168H93ZM100 169V168H99ZM136 169V170H137ZM203 169H205V168H203ZM36 170L39 172V173H41V176H42V178L38 175V173L36 172ZM57 170H62L61 168L60 169H57ZM71 170V169H70ZM190 170H191V168H190ZM263 170V169H262ZM31 171H32V169H31ZM103 171H104V169H103ZM102 171V172H103ZM107 171V170H106ZM1 172V171H0ZM29 172V171H28ZM74 172V171H73ZM125 172V171H124ZM192 172V171H191ZM205 172V171H204ZM203 172V173H204ZM247 172V171H246ZM253 172V171H252ZM62 173H64V172H61V176H62ZM79 173V172H78ZM84 173V172H83ZM109 174H110V172H108ZM107 173V174H108ZM188 173V172H187ZM193 173V172H192ZM67 174V173H66ZM108 174V175H109ZM123 174V173H122ZM135 174V173H134ZM191 174V173H190ZM3 175H5V174H3ZM26 175V176H25ZM112 175V174H111ZM111 175H110V177H111ZM185 175V174H184ZM6 176V175H5ZM92 175L91 174H87V173H85V176H84V174H83V176H82V179H81V182H80V185H79V189H80V193H79V196L78 197H73V198H70L69 199V201L71 202L72 200H74L71 204L73 205L74 203H76V202H78V201H82L83 199H84V203H86V205H88L87 206V209H89L90 208V203H91V207H93V208H91L93 211L90 213L89 211H87V212H89L88 214H89V216L91 217L92 216V218H94V220H95V222L98 224V222H99V220H103V222H105L106 223V225H107V228H105V229H108V234L110 233V236L112 237V234H113V237H114V241H116V242H113L112 241V243L114 244V245H123L124 246V244L126 243L125 241H123V239H116V235L122 230V231H124V230H126L127 231V234H130V233H132V232H134L135 230H134V227L135 226H140V225H146V226H148V224L150 223L149 221H150V219H149V214L148 215H145V214H143V213H139L137 210H135V209H133V210H131V209H127L126 207H127V205H124V206H126V207H124L123 208V206H122V208L123 209H121L120 207H118L119 205L118 204H116V205H118V206H115V203H113V201H111V199L110 198H112V195H116V192H115V190H116V185L117 184H115V181H113V182H110V180H109V182L107 181V183H105V182H103V180L101 181V179H97L96 181H94V178H92L91 177ZM113 176V175H112ZM243 176V175H242ZM2 177V176H1ZM9 178H11L10 176H9ZM105 178V177H104ZM121 178L123 179V178H125L124 177V175H122L121 176ZM201 178H203V177H201ZM1 179V178H0ZM15 179H17V178H15ZM67 179V178H66ZM107 179V178H106ZM237 179V178H236ZM18 180V179H17ZM125 180H132V179H125ZM240 180H241V177H240ZM240 180H235V183L237 184L238 182H240ZM243 180V179H242ZM241 180V181H242ZM244 180H245V178H244ZM225 181V180H224ZM117 182V181H116ZM246 182H248L247 180H246ZM264 182V181H263ZM2 183V182H1ZM30 183H31V185H30ZM68 183V187H73L74 188V186H75V183H73V182H71V181H68L67 182ZM241 183V182H240ZM243 183H245V182H243ZM242 183V184H243ZM12 184V183H11ZM239 184V183H238ZM119 185V184H118ZM129 185V184H128ZM246 185L247 184H245V186H243L244 188L246 187ZM239 186H240V184H239ZM7 184H4L3 183V188L6 190L7 189ZM212 187V186H211ZM225 187V186H224ZM238 187V186H237ZM242 188V187H241ZM252 188H254L253 186H252ZM258 188V187H257ZM224 188H222V197H223V199L225 200H220L219 198H216V199H214V198H210V212L209 213H205L204 212V217H207V218H210V219H212V222H211V225H209L208 224V222L206 221V222H204V224L203 225H200V226H198V227H195V226H189L190 224L188 223V224H182V225H180V223L178 222L177 223V221L175 222V221H172V219L171 218H165L163 221L161 220H159V222L160 223H158V219L156 220H153L154 222L155 221H157L156 223H158V224H156L155 226H157L162 232H165V233H169V232H171L172 230H170V228H168L167 226L169 225V226H171V227H173V228H171V229H173V231L174 230H176V231H179V230H184V229H186V230H190V231H192V233L194 232L195 233V235L197 234V233H199V236L200 237H205L204 236V234H206L208 237H205V239L204 240H206V238H208L209 240H208V243H209V241L210 240H212L213 242H214V244H216V245H213L212 244V246H211V248L213 249V251L212 252H210V253H208V256H203L201 259L200 258H197V259H195L194 261L193 260H191V261H189L187 264H236V262H238L239 260H243V262H245V263H243V262H239V264H264V246L262 247V245H263V242H264V240H263V237H264V211H261L262 210V208H260L261 206H263V203H262V201H260V202H258V203H256L255 205H253V207H247V208H249L250 209V212H248V214H249V216H248V221H252L253 220V217L254 216H252L253 214L256 216V217H258L259 218V224H257L258 226L257 227H255V226H253L252 225V223H235L234 221H232L231 219H229V220H225V216H224V214L226 215V213H222V212H220V211H222L221 209H224V207L227 205V201L228 200H230V193L228 194L227 192H225V190H223ZM13 190V189H12ZM188 190H194V189H187V191ZM227 190H228V188H227ZM8 191V190H7ZM184 191H186V190H184ZM220 190H216L214 193L215 194H218V193H220L219 192ZM242 191V190H241ZM261 191V190H260ZM5 192V191H4ZM51 192V191H50ZM199 192V191H198ZM218 192V193H217ZM237 192V191H236ZM243 192V191H242ZM247 192V191H246ZM252 192H254V194L256 193L257 194V192L258 191H252ZM6 193V192H5ZM11 193V192H10ZM19 193H21V192H19ZM74 193V192H73ZM72 193V194H73ZM208 193V192H207ZM244 193H245V191H244ZM243 193V194H244ZM2 195H3V197H5L6 196V194H3V192L1 193ZM13 194H14V192H13ZM27 194V193H26ZM57 194V193H56ZM66 194V193H65ZM64 194V195H65ZM202 194V193H201ZM19 195V194H18ZM23 195H25V194H23ZM124 195H125V193H124ZM191 195L193 196V194L191 193ZM200 195V194H199ZM206 195V194H205ZM12 196V195H11ZM49 196V195H48ZM132 196H134V195H132ZM198 196V195H197ZM200 196H204V194H202V195H200ZM253 196V195H252ZM47 197V196H46ZM50 197V196H49ZM199 197V196H198ZM1 198H2V196H1ZM6 198V197H5ZM4 198V199H5ZM42 198V197H41ZM244 198H246L245 200H247V201H251L250 199H251V197H249V196H246V197H244ZM9 199V198H8ZM13 199V198H12ZM54 199H55V197H54ZM63 199V198H62ZM208 199H209V197H208ZM254 200H255V198H253ZM5 200H7V199H5ZM36 200V199H35ZM41 200V199H40ZM64 200V199H63ZM68 200V199H67ZM131 200H133V199H131ZM199 199L198 198H196V199H194L192 202L194 203V202H196V201H198ZM207 200V199H206ZM258 200V199H257ZM46 201V200H45ZM65 201V200H64ZM64 201H62V200H60V199H56V200H51V201H48V202H44L43 204L44 205H46L45 206V209L47 210L48 208H50L51 209V213H49V214H47V213H43V214H41V212L40 211H38L37 209V211L36 210H31V212H30V215L32 216V218L34 219V218H36L37 219V221H41V224H40V222H38V225H36V226H41L42 228L44 227V229L47 231V233L49 234V236L50 237H52L51 238V240L50 241H54L55 242V244H56V247H57V249H58V251H57V256H58V259H59V261H61V262H63V259L64 258H66V256L68 257V256H70V258L71 259H73V257L75 258L76 256H78L79 257V253H77V249H74V248H76V247H73L72 245L74 244L75 246H77V245H84L83 244V242H84V239L82 238V234H84V233H86V232H83L85 229L86 230H88V226H87V223H86V221H84L81 217H79V216H75V215H78L76 212H75V210H76V207H75V209H73V210H70V209H68L67 207H66V205L67 204H69L70 206H71V204H70V202L68 203L67 201L66 202H64ZM208 201V200H207ZM8 202H10V201H8ZM42 202V201H41ZM254 202H256V201H254ZM3 203V202H2ZM7 203V202H6ZM81 203V202H80ZM80 203H78V205L80 204ZM262 204V205H260V204ZM138 204V203H137ZM226 204V205H225ZM3 205V206H2ZM0 204V225L1 224H4L5 222H9V221H12V222H15L16 224H17V226L19 225V226H22L23 224H26V220H28L27 218H26V216L28 215H25L26 213L25 212H23V206H20V205H18V204H16L17 206H15V205H12V204H7L6 206H4V204ZM40 205V204H39ZM81 205V204H80ZM151 205V204H150ZM200 205V206H199ZM198 205V207L197 206H195V205H193L192 203H190L189 204V207L192 209L193 208V210H196V211H198V210H200L201 211V205H202V202H201V204H199ZM35 206H38V205H35ZM34 206V207H35ZM238 206L239 207H241V206H243V205H239L238 204ZM5 207V208H4ZM61 207H63V210L64 211H59L60 209H61ZM81 207V206H80ZM79 207V208H80ZM29 208V207H28ZM245 208V207H244ZM44 209V208H43ZM96 209H98V210H96ZM127 209V210H126ZM157 209V208H156ZM172 209V208H171ZM239 209V208H238ZM261 209V210H260ZM40 210V209H39ZM240 210V209H239ZM27 211V210H26ZM44 211V210H43ZM70 211H72V212H75V215H73V217H72V215H70L69 214V212ZM86 211V210H85ZM84 211V212H85ZM166 211V210H165ZM189 211H190V209H189ZM29 212V211H28ZM86 212V213H87ZM202 212V211H201ZM25 213V214H24ZM159 213V212H158ZM161 213V212H160ZM72 214V213H71ZM152 214V213H151ZM190 214V213H189ZM188 214V215H189ZM207 214V215H206ZM228 214V213H227ZM80 215V214H79ZM244 216L246 215V214H243ZM51 216V219H46L47 217H50ZM53 216V217H52ZM81 216V215H80ZM241 216V215H240ZM251 216V217H250ZM19 217H21V218H19ZM22 217L24 218V219H22ZM216 218V220L215 221H213V218ZM151 220V221H152ZM34 221H36V220H34ZM102 222V223H103ZM146 222H148V223H146ZM214 222V223H213ZM242 222H247V220H245V221H242ZM254 223V222H253ZM42 224H44V226L42 225ZM96 224V225H97ZM153 224V223H152ZM60 225H62V226H60ZM154 225V224H153ZM152 225V226H153ZM192 225V224H191ZM3 226V225H2ZM19 226H18V228H19ZM57 226L59 227L60 226V228L57 230ZM105 226V225H104ZM203 226V227H202ZM37 227V228H38ZM91 227V226H90ZM106 227V226H105ZM253 227L255 228L254 230H253V232H252V234H253V238H251L252 239V242H253V245H255L256 244V246H257V248H254V249H250L251 251H249V244H248V241H247V239L245 238V237H242L243 235H242V233H237V232H242V231H244V230H248L249 232L251 231V229H253ZM79 228H82V230L83 231H81ZM149 228V227H148ZM101 229V228H100ZM157 229V228H156ZM92 230V229H91ZM91 230H89V231H91ZM258 230V231H257ZM92 231H94V230H92ZM96 231V230H95ZM94 231V232H95ZM98 232L100 231V230H97ZM153 231V230H152ZM172 231V232H173ZM236 232L237 234L236 235H234L233 234V236L231 237L230 236V233H232V232ZM40 232V231H39ZM245 232V231H244ZM248 232V233H249ZM12 233H13V231H12ZM45 233V232H44ZM91 233V232H90ZM96 233V236L97 235H99V234H97V232H95ZM1 234H2V232H1ZM86 234H89V233H86ZM102 234V233H101ZM100 234V235H101ZM250 234V233H249ZM44 235V234H43ZM189 235V234H188ZM8 236V235H7ZM10 236H11V234H10ZM14 236V235H13ZM86 236V235H85ZM89 236V235H88ZM102 236H104V234H102ZM185 236V235H184ZM184 236H182V237H184ZM198 236V237H199ZM18 237H20V236H18ZM98 237V236H97ZM105 237H107V236H105ZM111 237H109V238H107V240H110L111 239ZM171 237H173V236H171ZM187 236H185L184 237V239L186 238ZM14 238V237H13ZM91 238H93V237H91ZM154 238H156V237H154ZM176 238V237H175ZM179 238V237H178ZM189 238V237H188ZM254 238H255V240H254ZM2 239H3V237H2ZM15 239V238H14ZM17 239H19V238H17ZM140 239V238H139ZM138 239V240H139ZM169 239V238H168ZM192 239V238H191ZM227 240L225 243L227 244H229V245H226V244H224L225 246H223V245H219V244H222V243H220L219 241H221V240ZM1 240V239H0ZM92 240V239H91ZM180 240V242H183V241H181V239H179ZM193 240V239H192ZM254 240V241H253ZM14 241V240H13ZM37 241V240H36ZM39 241V240H38ZM95 241V240H94ZM144 241H146V240H144V238H143V240H139L138 242H144ZM171 241H173V240H168L167 242H169V244H171ZM176 241V240H175ZM201 241V240H200ZM207 241V240H206ZM22 242V241H21ZM85 242H86V240H85ZM162 242H164V241H162ZM203 242V241H202ZM223 242V243H224ZM190 243V242H189ZM197 243V242H196ZM3 244V243H2ZM31 245H32V247L33 248H35L36 247V245H35V239L33 240L32 239V241H31V243H30ZM72 244V245H71ZM86 244V243H85ZM112 244V245H113ZM187 244H188V242H187ZM187 244H185V245H187ZM191 244V243H190ZM209 244H211V243H209ZM6 245V244H5ZM16 245V244H15ZM166 245H168V244H166ZM183 245H184V242H183ZM189 245V244H188ZM194 245V244H193ZM148 246V245H147ZM255 246V247H256ZM260 246V247H259ZM2 247H3V245H2ZM23 247V246H22ZM27 247H29V246H27ZM26 247V248H27ZM160 247V246H159ZM173 247V246H172ZM171 247V248H172ZM175 247V246H174ZM17 248V247H16ZM25 248V247H24ZM23 248V249H24ZM33 248H31L32 250H33ZM78 248V247H77ZM176 248V247H175ZM188 248V247H187ZM251 248H253V247H251ZM8 249V248H7ZM65 249V250H64ZM125 249V248H124ZM178 249V248H177ZM195 249V248H194ZM255 249H262V253L263 254H261V251H259L260 252V254L261 255H255V256H253V257H251V252H255L256 250ZM4 250V249H3ZM9 250V249H8ZM19 250V249H18ZM22 250V249H21ZM75 250H76V252H75ZM34 251V250H33ZM79 251V250H78ZM84 251H86V250H84ZM156 251V250H155ZM157 251H158V249H157ZM182 251H184V250H181L180 252H182ZM186 251V250H185ZM193 251V250H192ZM7 252H9V251H7ZM11 252H12V250H11ZM28 252V251H27ZM30 252H31V250H30ZM118 252V251H117ZM172 252L173 251H169V252H166V253H164L163 255H162V257H163V259H167V264H173V262H172V260L171 259H173V254H172ZM258 252V253H259ZM55 253V252H54ZM114 253H116V252H114ZM139 253V252H138ZM257 253V254H258ZM10 254H12V253H10ZM9 254V255H10ZM34 254V253H33ZM67 254H69V255H67ZM78 254V255H77ZM92 254V253H91ZM118 254V253H117ZM116 254V255H117ZM140 254V253H139ZM14 255V254H13ZM17 255H18V253H17ZM23 255V254H22ZM21 255V256H22ZM27 255H29V254H27ZM86 255V254H85ZM206 255H207V253H206ZM5 252H0V261H2L4 258H5ZM15 256H16V254H15ZM15 256H13V258L15 257ZM26 256V255H25ZM24 256V257H25ZM18 257H19V255H18ZM77 257V258H78ZM86 257H87V255H86ZM158 257V256H157ZM156 257V258H157ZM176 257V256H175ZM17 258V257H16ZM26 258H29V256H27ZM155 258V259H156ZM208 258L210 259V261H208ZM245 258V259H244ZM247 258V259H246ZM68 259V258H67ZM71 259H70V261H71ZM76 259V258H75ZM126 259V258H125ZM153 259V258H152ZM248 259H250L247 263H246V260H248ZM6 259H4L3 261H5ZM12 260V259H11ZM19 260V259H18ZM54 260V259H53ZM128 260V259H127ZM21 261V260H20ZM150 261V260H149ZM180 261V260H179ZM66 262V261H65ZM87 263H89V260L88 261H86ZM165 262V261H164ZM176 262V261H175ZM61 264V263H60Z\"/></svg>",
	"mask_w": 264,
	"mask_h": 264
},
{
	"label": "water",
	"instance_id": "3",
	"mask_svg": "<svg viewBox=\"0 0 264 264\" xmlns=\"http://www.w3.org/2000/svg\"><path fill=\"white\" fill-rule=\"evenodd\" d=\"M106 34H109V33H106ZM2 113V106H1V103H0V115ZM151 144L154 146V147H164L167 143L165 140H162V139H157V138H154L152 141H151ZM136 171V168L135 167H130L127 172L128 174H132ZM203 211L205 213H209L210 212V209H209V206L206 205L203 207ZM241 211L243 213H248L250 212V209L245 207V208H242Z\"/></svg>",
	"mask_w": 264,
	"mask_h": 264
}]
</instances>
